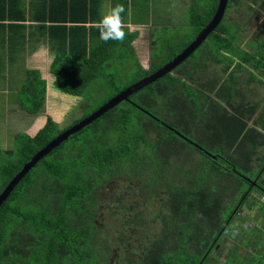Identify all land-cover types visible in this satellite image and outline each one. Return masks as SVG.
<instances>
[{
  "label": "trees",
  "instance_id": "16d2710c",
  "mask_svg": "<svg viewBox=\"0 0 264 264\" xmlns=\"http://www.w3.org/2000/svg\"><path fill=\"white\" fill-rule=\"evenodd\" d=\"M2 1L1 20H26L24 6L16 15L14 0ZM198 1L189 6L192 38L178 46L174 36L157 38L169 42L160 47L166 48L164 56L150 55L149 68L132 59L131 84L174 58L209 23L219 0ZM244 1L242 22L227 20V12ZM257 2L229 0L197 56L133 93L36 164L0 207V264H113L102 230L105 193L130 200L117 206L125 214L126 232L118 236L124 264H264L254 236L264 237V96L249 93L253 83L264 86V20L254 15L264 9H256ZM100 6L99 0H45L44 15L29 14L49 32L55 87L83 98L82 110H88L63 128L48 117L36 134H16V146L2 150L13 157L0 166V193L60 132L126 88L94 103V85L107 66L129 57L122 47L130 42L133 50L136 37L126 30L124 42L99 40L91 22L100 19ZM247 33L252 37L244 41ZM29 78L23 92L31 103L22 101L20 108L36 118L45 105L46 82L37 71ZM142 207H153L154 216Z\"/></svg>",
  "mask_w": 264,
  "mask_h": 264
},
{
  "label": "rangeland",
  "instance_id": "374dc122",
  "mask_svg": "<svg viewBox=\"0 0 264 264\" xmlns=\"http://www.w3.org/2000/svg\"><path fill=\"white\" fill-rule=\"evenodd\" d=\"M192 1L193 0H175L174 2V0H163L161 9L165 12L164 5L167 4L166 6L170 8L169 12L171 10L174 12V16H171L170 14L169 17H167L166 20H164V23L166 22L165 25L168 26L169 29L168 30L166 29V31L164 27L157 29V32H154L156 37L153 38L152 40L153 42L151 40H145L144 38L147 37L145 35L142 37L143 39L133 41V45L136 48L144 66H146L147 68L150 67L149 66L151 64L150 58L151 56H156L155 52H158L160 56H164L162 52L166 48L161 49L160 47L162 46V43L168 46L169 42L168 40H160V39L158 40L157 38L169 39L172 38V36H174L173 41L175 46H178L179 44L183 43L186 39L192 38L193 29L189 26V6ZM206 1L207 0H199L198 2H200L201 4L203 2L206 3ZM153 3L154 0H151L150 3L148 4V7L152 8ZM246 6L247 5L245 4L244 1V4L238 5V8L235 7L232 8L227 12L226 19L227 20L230 19V21H232L233 23L242 22L240 18L242 16V12H247ZM142 11L143 9H138V11L134 12V15L136 14L137 16ZM173 17L174 20L172 21H174V23L171 21ZM177 18H179L178 21L175 20ZM251 37L247 33L246 35L243 36L242 39L244 41H247L251 39ZM125 45L126 46H123L122 49L124 50L125 55H128L129 57L125 58L126 60L122 59V63H120L119 66L114 64L107 66L105 68V77H103V79L99 80L97 84L94 85V88H96V92L94 93V97H95L94 103L96 105L102 104L106 98L115 94L118 90L123 89L125 87L127 88L128 86L131 85V82L134 80L133 73L136 71V65L134 64L132 59L137 61L138 59L140 60V58L138 57L136 51H134L136 56L132 55L134 47L132 48L133 50H131L130 42H127ZM151 45L152 48L150 52L149 48ZM241 46L246 48V42H242ZM199 51H201V49L198 48L195 51L196 52L195 56L199 54ZM149 52L151 55L150 57H149ZM116 60L118 61L119 59L117 58ZM218 70L219 69H217V71ZM114 73H118V75L116 77H113L112 74ZM243 77H246V72L242 73V78ZM108 80L111 81L108 82ZM48 89L51 95L49 97L50 99L47 103V106L44 105L46 109H43L40 112L39 116H37V118L28 116L29 121L28 118H26L25 121H12L11 123L14 124H9L8 121H4L6 120L4 119V116L6 114L4 112L5 107L0 105V110H1L0 118L2 119L0 120V166L6 158L8 160L9 158L13 157V156H8V154H4V151L2 150L6 148L11 149L14 146L15 144L14 137L16 134H18L20 130L25 129L24 133L36 134L44 126L48 117H51L59 127L63 128L71 124L73 120H75L76 118H80L88 110V109L82 110V105L84 104L83 98L61 92L60 90L57 89V87H55V85L52 82L49 83ZM249 93H251L253 97H255L257 93H258V98L263 97L264 86L260 84L256 85L255 83H253L249 87ZM22 101L29 103L30 98L28 97L25 98V95L22 94L21 96H19V98H11L9 104L12 105L14 102H17L19 104V102L21 103ZM19 118L23 119L25 118V115L21 114L19 115ZM260 151L264 154V147H262ZM120 184H121V189H120L121 194H123L125 192V188H123V186L125 187V184L122 183ZM107 190L108 187L104 191L106 192ZM108 195L109 194L106 193L104 194L105 198L102 204L105 207L102 219L106 223L107 227L101 229L103 230V237L110 240L112 245L111 247L112 248L111 258L113 261L112 263L124 264V258H126V253L125 250L122 249V247L118 244V236H120L119 235L120 232H122L124 235L126 232V230L122 227V222L125 214L123 213L124 211H118L117 206L119 205L123 206L129 204L130 200L129 198L126 197L122 201L120 200L117 201V198H114L113 196L109 197ZM141 210L149 218H151L155 214L153 207H149V208L142 207ZM245 211L246 210L244 209L243 212ZM139 234L142 235V233ZM260 234L261 233L259 232H254V236H257L261 248H264V237H262ZM134 239H136V237H134ZM229 244H233V243L230 242ZM243 252H247V251H243Z\"/></svg>",
  "mask_w": 264,
  "mask_h": 264
},
{
  "label": "crops",
  "instance_id": "0c3cea01",
  "mask_svg": "<svg viewBox=\"0 0 264 264\" xmlns=\"http://www.w3.org/2000/svg\"><path fill=\"white\" fill-rule=\"evenodd\" d=\"M99 1L101 6L99 7L96 16L97 18L101 17L102 12L107 11L116 4L124 5L125 12L122 15L126 23L125 31H128L127 34H130L131 32L136 33L135 41L143 39L142 37L144 35L147 36L144 38L145 40L152 41L153 38L156 37L154 32H157V29L163 27H167V30L169 29L168 26L165 25L166 22L164 23V20H166L170 14L171 16H174L172 10L169 12L170 8L166 6L167 4L164 5L165 12L161 9L163 0H154L152 8L148 7L151 0ZM2 3L3 1L0 0V5ZM8 3L9 0L4 4ZM44 4L45 0H14L13 8L18 9L16 15L21 14V10L24 6L26 10V20L21 18L12 20L0 19V105L5 107L4 112L6 114L4 119L6 120L4 121H8L9 124H14L11 123L12 121H25L26 118H28L29 121V117L26 116L19 106L20 102L19 104L14 102L11 105L9 104V101L11 98H19L22 94L25 95L23 89L27 81L29 82L30 71H37L40 78L46 82V106L50 99L49 97L51 94L48 86L50 82L54 84L51 63L55 54L50 47L49 32H46L45 28L39 25L43 24V21H38V19L33 20L29 17L30 13L39 16L44 15ZM138 9H143V11L136 16V14L134 15V12L138 11ZM172 20H174V17L171 21ZM175 20L178 21L179 18ZM172 22L174 23V21ZM20 24L25 25V27H20ZM87 25L89 26L90 23ZM151 48L152 45L149 48L150 52ZM134 50L137 52L135 47ZM137 55L140 58L138 52ZM140 62L144 66L141 58ZM144 67L147 68L146 66ZM43 109L46 108L43 107ZM21 114H24L25 118L20 119L19 115ZM0 120L2 119L0 118ZM24 130L25 129H22L19 132Z\"/></svg>",
  "mask_w": 264,
  "mask_h": 264
},
{
  "label": "water",
  "instance_id": "95a60500",
  "mask_svg": "<svg viewBox=\"0 0 264 264\" xmlns=\"http://www.w3.org/2000/svg\"><path fill=\"white\" fill-rule=\"evenodd\" d=\"M229 0H219L218 8L209 21V23L198 33V35L174 58L166 62L163 66L150 73L149 75L141 78L135 83L131 84L127 88L121 90L112 98H110L106 103L101 105L99 108L91 112L89 115L83 117L81 120L75 124L67 127L62 132H60L54 139H52L47 145L41 148L28 162H26L21 170L9 181V183L4 187L0 193V207L8 199L11 192L15 187L21 182V180L36 166V164L52 152L55 148L60 146L63 142L67 141L70 136L81 131L86 126L90 125L92 122L103 116L105 113L114 109L121 102L126 101L129 97L145 88L147 85L157 81L159 78L165 76L168 73L173 72V70L178 67L181 63L187 60L208 38V36L216 30L222 19L224 18ZM256 181H253L255 184Z\"/></svg>",
  "mask_w": 264,
  "mask_h": 264
},
{
  "label": "clouds",
  "instance_id": "9594fccd",
  "mask_svg": "<svg viewBox=\"0 0 264 264\" xmlns=\"http://www.w3.org/2000/svg\"><path fill=\"white\" fill-rule=\"evenodd\" d=\"M124 12V5L116 4L102 12L98 21L91 22V27L99 32V40L105 43L109 41L124 42L126 38V23L122 15Z\"/></svg>",
  "mask_w": 264,
  "mask_h": 264
},
{
  "label": "flooded vegetation",
  "instance_id": "af4514ba",
  "mask_svg": "<svg viewBox=\"0 0 264 264\" xmlns=\"http://www.w3.org/2000/svg\"><path fill=\"white\" fill-rule=\"evenodd\" d=\"M261 9V8H263L264 9V0H258V2H257V5H256V9ZM232 9V8H231ZM230 9V10H231ZM254 15H256L255 17H256V21H258V22H261V21H263L264 20V12L263 11H259V12H254ZM225 16V15H224ZM243 16V15H242ZM241 16V17H242ZM257 221H258V219H257ZM255 225V223H251V226H250V229L253 227ZM241 226H244L245 227V224L244 223H241ZM221 243V242H220ZM218 248V247H217ZM252 250L251 251H253V248H251ZM264 250V248L262 249V251ZM254 252V251H253Z\"/></svg>",
  "mask_w": 264,
  "mask_h": 264
}]
</instances>
